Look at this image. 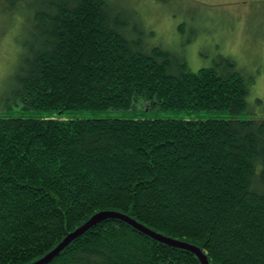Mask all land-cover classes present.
Returning <instances> with one entry per match:
<instances>
[{
    "label": "trees",
    "instance_id": "trees-1",
    "mask_svg": "<svg viewBox=\"0 0 264 264\" xmlns=\"http://www.w3.org/2000/svg\"><path fill=\"white\" fill-rule=\"evenodd\" d=\"M141 0H0L26 19L0 116V264H31L101 211L198 247L208 264H264V121L105 117L138 100L236 114L249 81L229 57L192 71L155 45ZM159 1V0H157ZM24 3V4H22ZM48 264H201L191 251L108 218Z\"/></svg>",
    "mask_w": 264,
    "mask_h": 264
},
{
    "label": "rangeland",
    "instance_id": "rangeland-1",
    "mask_svg": "<svg viewBox=\"0 0 264 264\" xmlns=\"http://www.w3.org/2000/svg\"><path fill=\"white\" fill-rule=\"evenodd\" d=\"M24 4V3H22ZM149 39L181 54L192 71L231 58L249 81L244 111L216 112L141 109V100L127 111H71L66 119L105 117L173 119H252L264 121V0H141L133 5ZM26 19H0V116L44 118L46 113L21 110L4 100L22 53Z\"/></svg>",
    "mask_w": 264,
    "mask_h": 264
},
{
    "label": "water",
    "instance_id": "water-1",
    "mask_svg": "<svg viewBox=\"0 0 264 264\" xmlns=\"http://www.w3.org/2000/svg\"><path fill=\"white\" fill-rule=\"evenodd\" d=\"M108 218H117L127 222L133 228L139 230L140 232L152 237L153 239L163 242L165 244L178 247L181 249H185L194 253L198 259L200 260L201 264H208V261L205 255L201 252V250L191 244L174 240L171 238L164 237L160 234H157L145 226L141 225L140 223L136 222L135 220L129 218L128 216L122 215L120 213L112 212V211H101L94 214L88 221H86L83 225L77 228L75 231L67 235L62 242H60L52 251L44 255L42 258L34 261L31 264H48L51 262L69 243H71L75 238L82 235L85 231L91 228L93 225L97 224L98 222L108 219Z\"/></svg>",
    "mask_w": 264,
    "mask_h": 264
}]
</instances>
